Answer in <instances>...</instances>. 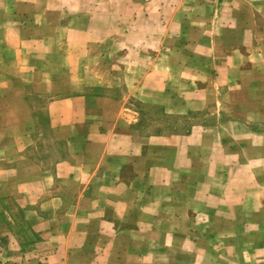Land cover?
<instances>
[{
	"label": "rangeland",
	"instance_id": "obj_1",
	"mask_svg": "<svg viewBox=\"0 0 264 264\" xmlns=\"http://www.w3.org/2000/svg\"><path fill=\"white\" fill-rule=\"evenodd\" d=\"M15 40L26 69L116 76L113 89L86 88L127 94L137 134L152 139L150 173L117 192L151 232L123 240L116 264H145L144 246L149 264L263 261L264 0H0V44ZM47 102L35 100L45 134ZM224 120L215 137L210 123ZM37 142L55 159L64 147Z\"/></svg>",
	"mask_w": 264,
	"mask_h": 264
},
{
	"label": "crops",
	"instance_id": "obj_2",
	"mask_svg": "<svg viewBox=\"0 0 264 264\" xmlns=\"http://www.w3.org/2000/svg\"><path fill=\"white\" fill-rule=\"evenodd\" d=\"M23 50L19 40L1 41L0 264H116L123 240L129 247L133 237L151 232L131 224L136 200L120 201L117 192L129 195L150 173L152 139L137 134L127 94L86 88L93 81L113 89L116 76L95 80L68 67L44 75L39 65L24 67ZM39 97L48 98L46 134L35 118ZM213 122L219 137L226 120ZM47 136L63 144L59 158L51 148L34 153L37 137ZM144 252L149 264L151 247Z\"/></svg>",
	"mask_w": 264,
	"mask_h": 264
}]
</instances>
